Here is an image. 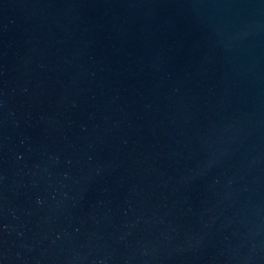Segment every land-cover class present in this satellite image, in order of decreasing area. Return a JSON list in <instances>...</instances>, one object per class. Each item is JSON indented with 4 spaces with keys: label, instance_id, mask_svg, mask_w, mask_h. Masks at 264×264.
Masks as SVG:
<instances>
[{
    "label": "water",
    "instance_id": "1",
    "mask_svg": "<svg viewBox=\"0 0 264 264\" xmlns=\"http://www.w3.org/2000/svg\"><path fill=\"white\" fill-rule=\"evenodd\" d=\"M0 264H264V0H0Z\"/></svg>",
    "mask_w": 264,
    "mask_h": 264
}]
</instances>
